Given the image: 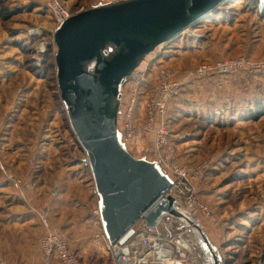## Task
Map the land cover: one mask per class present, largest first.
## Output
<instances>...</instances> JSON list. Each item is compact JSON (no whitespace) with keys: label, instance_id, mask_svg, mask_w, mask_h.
<instances>
[{"label":"rangeland","instance_id":"obj_1","mask_svg":"<svg viewBox=\"0 0 264 264\" xmlns=\"http://www.w3.org/2000/svg\"><path fill=\"white\" fill-rule=\"evenodd\" d=\"M93 1L61 0L71 11ZM246 1L229 2L223 17L203 20L193 29L200 41L185 36L161 45L147 57L146 77H131L124 91L139 93L134 120L142 123L160 71L169 72L171 91L182 83L168 107L170 140L183 167L201 168L193 185L213 217L200 222L229 264H264V114L249 117L264 99V67L226 79L215 69L227 59L264 64V12L248 9ZM46 2L0 0V257L11 264H42L45 227L32 208H49L48 225L61 230L80 257L107 258L93 215L101 203L92 172L59 98L57 48L49 47L48 34L56 23ZM201 66L212 69L188 76ZM141 139L142 146L128 150L153 162L152 137Z\"/></svg>","mask_w":264,"mask_h":264},{"label":"water","instance_id":"obj_2","mask_svg":"<svg viewBox=\"0 0 264 264\" xmlns=\"http://www.w3.org/2000/svg\"><path fill=\"white\" fill-rule=\"evenodd\" d=\"M228 0H131L73 15L53 34L57 83L71 129L87 156L109 242L127 243L143 222L174 219L188 231L202 264H229L198 219L167 195L172 184L156 162L119 141L121 87L161 45ZM260 14L264 5L258 6ZM95 61L94 72L86 64Z\"/></svg>","mask_w":264,"mask_h":264},{"label":"built area","instance_id":"obj_3","mask_svg":"<svg viewBox=\"0 0 264 264\" xmlns=\"http://www.w3.org/2000/svg\"><path fill=\"white\" fill-rule=\"evenodd\" d=\"M127 1L131 0H94L87 8L71 11L63 5L61 0H47L45 7L56 23L54 32L48 34L53 38V34L62 23L75 14L97 7L109 6ZM261 1L262 0H247L246 6H248V9H257L258 11V6L264 2ZM226 6H228V4L220 5L217 13L223 14ZM36 34H41L40 30ZM33 36L35 37L36 35ZM185 36L196 42L201 40V35L190 28L183 31L179 35V39L181 38L180 40H183ZM51 46H56L54 40L49 44V47ZM145 63L146 66L144 70L141 71ZM148 66L149 64L147 65L146 57L131 77L138 76L137 81L143 80L144 76L146 77ZM263 67V63L259 62L258 64H252L247 62L244 58H241L221 61L216 65L215 69L218 71L217 75L226 79L229 74H236L244 70H249L258 74L262 71ZM211 69L212 68L208 66H201L196 71L190 72L188 76L194 77L196 74H204ZM160 75L162 76V81L154 89L148 100L146 99L145 101V117L142 123H137L134 120V109L138 102L139 93L134 90V92L130 94H125L123 87H121L120 93L122 99L120 105L124 97H126L128 105L124 113L123 137L122 140L119 141L128 149L127 147L131 144L142 146L141 137H145L147 140L152 137L155 155L153 162L157 163L158 167L168 177L172 184L167 195L176 199L184 209L192 213L200 222L201 216L208 218L213 217L209 207L196 194L193 185V180L197 178L201 172V168L198 167L199 169L191 172L183 167L178 160V147L170 140V119L167 115L168 107L175 96V92L181 89L182 83H178L176 89L171 91L169 86L167 87L165 85V80L169 72L167 73L162 70L160 71ZM131 77L129 79H131ZM249 78L251 77L249 76ZM158 117L162 118L160 124H157ZM85 161L89 166L87 158ZM0 167H2L1 161ZM202 169H204V167H202ZM56 193L57 191L54 190V194ZM32 212L43 227H45L44 235L39 242L42 264H202L199 255L195 251L194 244L188 231L177 229L174 219L165 220L160 226L154 229L147 228L143 222H140L135 227L133 237L127 243L123 245L119 243L112 245L106 235L100 205H98L97 208L93 210V215L97 217L102 226L103 233L100 237L104 242V252L107 258L102 260H87L80 257V255L72 249L68 237L61 230L54 229L48 225L47 216L49 214V208H43L41 210L32 208ZM0 264L11 263L7 258L0 257Z\"/></svg>","mask_w":264,"mask_h":264},{"label":"trees","instance_id":"obj_4","mask_svg":"<svg viewBox=\"0 0 264 264\" xmlns=\"http://www.w3.org/2000/svg\"><path fill=\"white\" fill-rule=\"evenodd\" d=\"M259 15H261V14L259 13ZM86 69L88 71H90V72H94L95 61L87 63L86 64ZM128 81H129V78L127 79L126 83L122 86L123 89H125ZM58 90H59V88H58ZM59 98H61L60 90H59ZM127 105H128V101L126 100V97H124V99L121 102L120 111H119V122H118V138H119V140H122L124 113H125V109H126ZM262 114H264V99L262 101L260 100L259 102H257V104H254V107H252V109L250 110L249 117L252 118V119H255V118H258ZM151 143H152V146H153V142L152 141H151Z\"/></svg>","mask_w":264,"mask_h":264},{"label":"bare ground","instance_id":"obj_5","mask_svg":"<svg viewBox=\"0 0 264 264\" xmlns=\"http://www.w3.org/2000/svg\"><path fill=\"white\" fill-rule=\"evenodd\" d=\"M233 1H236V0H228L227 2H233ZM262 1H264V0H262ZM262 1H261V2H262ZM229 4L231 5L232 3H228V5H229ZM260 5H264V2L261 3ZM45 8H46V7H45ZM211 16L223 17L224 15H223L222 13L212 12V13H210L207 17H205V18L199 20L200 22L197 24V26H198L203 20H205L206 18L211 17ZM191 40L193 41V39H191ZM143 66H144V65H143Z\"/></svg>","mask_w":264,"mask_h":264},{"label":"crops","instance_id":"obj_6","mask_svg":"<svg viewBox=\"0 0 264 264\" xmlns=\"http://www.w3.org/2000/svg\"><path fill=\"white\" fill-rule=\"evenodd\" d=\"M226 260V259H225Z\"/></svg>","mask_w":264,"mask_h":264}]
</instances>
